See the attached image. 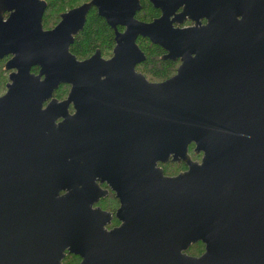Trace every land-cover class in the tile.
<instances>
[{
    "label": "water",
    "instance_id": "water-1",
    "mask_svg": "<svg viewBox=\"0 0 264 264\" xmlns=\"http://www.w3.org/2000/svg\"><path fill=\"white\" fill-rule=\"evenodd\" d=\"M45 6L0 0V264H62L65 250L79 264H264V0H204L206 25L171 31L137 21V0H91L47 30ZM91 7L126 30L110 58L79 61L68 48ZM137 36L189 57L150 83ZM169 161L188 169L167 177ZM103 181L120 200L110 230L92 208Z\"/></svg>",
    "mask_w": 264,
    "mask_h": 264
},
{
    "label": "flooded vegetation",
    "instance_id": "flooded-vegetation-1",
    "mask_svg": "<svg viewBox=\"0 0 264 264\" xmlns=\"http://www.w3.org/2000/svg\"><path fill=\"white\" fill-rule=\"evenodd\" d=\"M42 1H44L46 3L44 12L42 14V28L44 30H47V29L53 28L59 22L60 15L62 13H65V12H67L73 8H76V7L80 6L81 4L89 2L91 0L82 1L80 3L72 5L71 7H67L64 11L57 12L58 21L54 25H45L44 24L43 16H44V13L46 12V10L49 8V5H48L47 0H42ZM193 1L196 3V8H194V9L192 8V5H191ZM203 1L204 0H137L138 8L134 10L133 17L137 21H141L144 23H150V22H153L155 19L165 17L167 19V21L169 22V26H170V30H167V31L187 29V28H191V27H202V26L206 25L208 22V19L206 17H203V9L201 7V3ZM184 2L190 3V6H191L190 9H186L184 11V9H185ZM99 4H100L102 9H104V10L108 9V7L105 6L104 1H101ZM50 8H51V6H50ZM89 13L96 15L98 18H100L103 21V23L109 29L111 41L109 42V44L107 46H105L103 48V49L109 50V54H106L105 51L102 50V47L96 46V47H93L89 51H85L84 54L75 55L73 52L70 51V48H71L73 43H71L69 45L68 50L79 61H82L84 59L91 57L97 51H99L101 58L108 59L112 56L113 50L116 46L115 31H117L118 33H123L126 30V26L121 25V24H115L114 25L115 28H113L111 25H109L106 22V20L103 16L98 15V8L97 7L89 8L88 12L86 13L85 22L87 20V17L89 16ZM8 14H9V12L3 13L4 19H6ZM117 14H119V10L117 8L111 7V17L114 18L117 16ZM85 22H84V25H85ZM84 25H83V27H84ZM83 27H82V29H83ZM80 31H79V33H80ZM165 32H166V29H163V35L165 34ZM225 32L228 34V25H226V27H225ZM77 35H75L74 38ZM73 42H74V40H73ZM135 42H136L138 48L140 49V51L142 52L144 58L135 63L134 69L138 74L142 75L150 83H160V82H164V81L170 79L171 77H173L177 73V70H178L179 66L183 63L184 58L189 57L187 51H183L180 53L177 49L174 48L175 39L171 43V44H173V47L171 48V50L162 46V45L153 44L148 37L137 36ZM151 46H156L155 48H156L157 52L155 54L158 55L157 58H158L159 63H160V68H159L160 73H159V75H156V76L151 75V73L145 68V60L148 57V51H151ZM177 52H179V53H177ZM194 56H195V54H192V57H194ZM8 58L9 57H5V61ZM38 70L39 69L36 66H33L30 69V71L34 74H37ZM228 80H229V77H228ZM60 87H61L62 91L57 92V90H59ZM69 89H70V85H68V84L59 85L52 92L51 98L56 99L57 102L63 101L64 99H66L68 92H69ZM47 103H48V101L46 100L43 103L42 107L44 108ZM67 112L69 114L74 113V107L72 104H70L68 106ZM59 121H61V119H58L56 122L58 123ZM191 148H192L191 150L193 152V145L191 146ZM188 152L190 155V159L192 161H194V162H200L201 161L202 154L196 155L194 153H191L190 145H189ZM157 167L161 168L163 171V174L167 177L176 176L179 173L184 172L188 169V166L186 165L185 162L177 163V162H171V161H169L167 163H160L159 162V163H157ZM231 170H232V168H231ZM98 184L102 190H107V194L105 195V197H100L98 199V201L92 205V208L99 207L103 211L110 212L112 214V219H111L110 224L106 225V228L108 230H110L114 227L119 226V224H120V221L115 217L116 210L120 206V200L116 196V192L111 190L105 181L99 182ZM63 193H64L63 191H60V194H63ZM197 243L202 244L201 252L199 250L198 251L196 250V251H194L195 254H193L191 251L190 252L187 251L189 248L185 252L188 255L195 256V257L201 255L204 251V244L202 242H197ZM197 243H195V245ZM64 252H65V255L61 260L62 264H79L80 263L81 257H79L78 255L68 253L67 250H65Z\"/></svg>",
    "mask_w": 264,
    "mask_h": 264
},
{
    "label": "trees",
    "instance_id": "trees-1",
    "mask_svg": "<svg viewBox=\"0 0 264 264\" xmlns=\"http://www.w3.org/2000/svg\"><path fill=\"white\" fill-rule=\"evenodd\" d=\"M49 8H60L61 10L71 7L74 4L80 3L85 0H47ZM58 21L56 13H44L43 22L45 25H54ZM110 33L108 27L103 23V21L96 15L89 13L87 20L83 29L74 38V42L70 48V51L75 55L84 54L85 51L91 50L93 47H102V50L106 54H109V50L103 49L110 42ZM156 46H151V51H148V57L145 60V68L151 73V75H159L160 73V63L157 58ZM155 48V49H154ZM5 58L0 60V91L5 88V84L8 82V74L4 69ZM7 74V75H6ZM5 91V90H4ZM61 87L57 92H61ZM3 92V91H2ZM1 93V92H0ZM4 93V92H3ZM190 145V151L192 152V146ZM201 245L200 252L202 250V244H194L189 247L188 252L192 250L196 251Z\"/></svg>",
    "mask_w": 264,
    "mask_h": 264
},
{
    "label": "rangeland",
    "instance_id": "rangeland-1",
    "mask_svg": "<svg viewBox=\"0 0 264 264\" xmlns=\"http://www.w3.org/2000/svg\"><path fill=\"white\" fill-rule=\"evenodd\" d=\"M64 10H65V9L61 10L60 8L58 9V8H52V7H51V8H48V9L46 10L45 13H48V14H49V13L52 12V13H56V14H57V12L64 11ZM6 72H7V71H6ZM7 74H8V72H7ZM7 74H6V75H7ZM4 90H5V88H3V89L0 91V92H1L0 95L4 92ZM2 91H3V92H2ZM199 247H200V248H198L197 251H198V250L200 251V249H201V245H200ZM192 253L195 254V253H194V250H192Z\"/></svg>",
    "mask_w": 264,
    "mask_h": 264
}]
</instances>
